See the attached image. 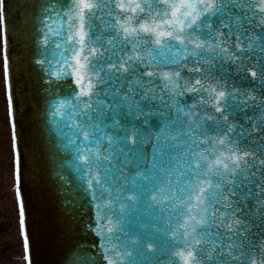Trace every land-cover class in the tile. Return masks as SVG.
Listing matches in <instances>:
<instances>
[{
    "label": "snow or ice",
    "instance_id": "obj_1",
    "mask_svg": "<svg viewBox=\"0 0 264 264\" xmlns=\"http://www.w3.org/2000/svg\"><path fill=\"white\" fill-rule=\"evenodd\" d=\"M21 7L0 0L10 108L13 46L30 22ZM39 7L33 61L94 209L74 264H264V0ZM15 172L19 193L18 148Z\"/></svg>",
    "mask_w": 264,
    "mask_h": 264
},
{
    "label": "water",
    "instance_id": "obj_2",
    "mask_svg": "<svg viewBox=\"0 0 264 264\" xmlns=\"http://www.w3.org/2000/svg\"><path fill=\"white\" fill-rule=\"evenodd\" d=\"M42 2L20 0L21 12H28L30 22L23 45L18 41L13 46L10 115L11 120L13 115L16 120L15 152L18 148L21 155L18 197L25 204L27 259L31 256L32 264H74L83 258L77 242L93 238L82 231V225L94 209L89 207L71 167V156L60 147L57 126L48 116L51 97L44 91L40 66L33 61V57L42 58L35 30L38 25L32 19L39 15ZM62 176L71 183L65 184Z\"/></svg>",
    "mask_w": 264,
    "mask_h": 264
},
{
    "label": "rangeland",
    "instance_id": "obj_3",
    "mask_svg": "<svg viewBox=\"0 0 264 264\" xmlns=\"http://www.w3.org/2000/svg\"><path fill=\"white\" fill-rule=\"evenodd\" d=\"M4 78H3V72H2V57L0 53V128L1 129H6L7 134V150L8 154L6 155L1 149L2 153H0V157L3 156L7 160V163L9 162L10 164L12 163V156L11 155V149L9 148L10 140H9V135H8V118H7V111H6V98H5V92H4ZM4 160V159H3ZM9 166V165H7ZM4 168V167H3ZM12 164L9 166V177L6 175L5 179L8 177L7 182H0V191H6L8 190V193L6 195H2V202H0V222L3 220L10 224L9 227L11 228L8 229L5 225H7L5 222L4 227L0 229V264H24V261L22 260V246L19 240V234H18V227L16 231L12 230L13 225L15 226L16 229V224H17V216L18 213L16 211V205H15V200L13 197V192H12V172H11ZM1 181V180H0ZM8 183V184H7ZM14 240L18 242L19 240V249L17 247L12 249L11 246H6L7 243H12Z\"/></svg>",
    "mask_w": 264,
    "mask_h": 264
},
{
    "label": "flooded vegetation",
    "instance_id": "obj_4",
    "mask_svg": "<svg viewBox=\"0 0 264 264\" xmlns=\"http://www.w3.org/2000/svg\"><path fill=\"white\" fill-rule=\"evenodd\" d=\"M6 134H7L6 129H1L0 128V153H2L1 149H3L4 153L6 155H9L8 154V150H7V137H6ZM7 165L10 166L11 164L9 162L7 163V160L5 158H3V156H1L0 157V180H1L0 182H4V181L7 182L8 181V177H9V166H7ZM6 175L8 176L7 179H5V176ZM7 193H8V190H6V191H0V202H2L1 200H2L3 196L6 195ZM3 222H5V221L3 220L2 222H0V229H2L4 227V224L7 222L6 223L7 225H5V226L8 229L11 230V228L9 227L10 224L8 223V221H6L5 223H3ZM12 230L13 231H16L17 230V224H16V229H15V226L13 225ZM6 246L7 247L8 246H11L12 249H14V248L17 249V247H18V249H19V240H18V242H16V240H14L12 243L11 242L10 243H7Z\"/></svg>",
    "mask_w": 264,
    "mask_h": 264
}]
</instances>
